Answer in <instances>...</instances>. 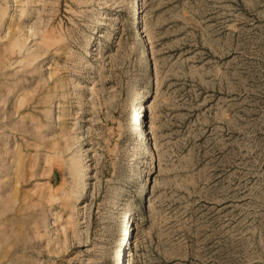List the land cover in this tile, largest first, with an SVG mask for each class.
Returning <instances> with one entry per match:
<instances>
[{
    "label": "rangeland",
    "instance_id": "1",
    "mask_svg": "<svg viewBox=\"0 0 264 264\" xmlns=\"http://www.w3.org/2000/svg\"><path fill=\"white\" fill-rule=\"evenodd\" d=\"M121 243L264 264V0H0V264Z\"/></svg>",
    "mask_w": 264,
    "mask_h": 264
},
{
    "label": "bare ground",
    "instance_id": "2",
    "mask_svg": "<svg viewBox=\"0 0 264 264\" xmlns=\"http://www.w3.org/2000/svg\"><path fill=\"white\" fill-rule=\"evenodd\" d=\"M139 4V1H137V3L135 4V8H136V10H137V7L139 6L138 5ZM135 25H139V23L138 22H135ZM141 31H143V29L141 30V27H139V32H141ZM144 32V31H143ZM141 108H143V105L141 106ZM138 120H139V124H141V122H140V117H138ZM143 123V122H142ZM141 130V127H138V128H135V130L134 131H136V132H139ZM143 137H144V135H143ZM116 250L117 251H120L121 253L124 251L125 252V262H124V264H132V257H131V253L128 251V250H125V247L122 245V243L120 244V245H118V246H116ZM126 252H127V254H128V256H127V254H126Z\"/></svg>",
    "mask_w": 264,
    "mask_h": 264
}]
</instances>
